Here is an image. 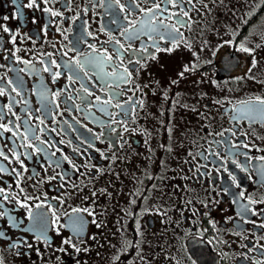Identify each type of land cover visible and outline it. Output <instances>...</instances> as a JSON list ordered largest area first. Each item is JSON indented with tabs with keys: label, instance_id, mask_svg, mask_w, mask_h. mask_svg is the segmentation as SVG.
<instances>
[{
	"label": "flooded vegetation",
	"instance_id": "af4514ba",
	"mask_svg": "<svg viewBox=\"0 0 264 264\" xmlns=\"http://www.w3.org/2000/svg\"><path fill=\"white\" fill-rule=\"evenodd\" d=\"M224 2L0 0L3 264H264V0L213 43Z\"/></svg>",
	"mask_w": 264,
	"mask_h": 264
},
{
	"label": "snow or ice",
	"instance_id": "6c2138e0",
	"mask_svg": "<svg viewBox=\"0 0 264 264\" xmlns=\"http://www.w3.org/2000/svg\"><path fill=\"white\" fill-rule=\"evenodd\" d=\"M35 2V0H33V3ZM115 2L118 4L119 3V0H115ZM13 3H15V0H13ZM161 3H172L173 4V6H175V4H176V0H161ZM29 6H31V4L29 5ZM121 10H124V6L123 5H121ZM157 11H162V9H160V4H155L154 5V7L153 8H149V9H147L146 10V12L148 13V14H151V15H149L148 16V19H147V23L149 24V27H150V29L152 30V31H155L156 30V23H154L153 21H154V17H155V13L157 12ZM55 14V13H54ZM5 18H7V17H5ZM159 23H162V21H160ZM4 31H8V29L5 27L4 28ZM178 31V30H177ZM176 37H172V39H175ZM13 39H15V37H13ZM242 50H244V51H248V49H246V48H242ZM151 55V54H150ZM89 59V61H91L93 58L92 57H89L88 58ZM47 70V69H46ZM186 71H187V68L185 69ZM125 72H127V69H125ZM115 74V73H114ZM182 75V74H181ZM121 79H124V76H123V74H121ZM85 90H87V89H85ZM0 94H2V90H0ZM98 101L100 100V97H97L96 98ZM260 103L261 104H264V100H261L260 101ZM117 107H121L120 105H117ZM101 111H104V109L103 108H101L100 109ZM0 127H3V125H0ZM10 129H8V128H5V131H9ZM2 155H4L2 152H0V156H2ZM5 159H7V157L5 156L4 157ZM3 169H0V171H2ZM3 191V189H0V192H2ZM30 215H31V213H30ZM9 221H10V223H12L13 224V226H16L15 225V222L13 221V219L11 218V217H9ZM29 231H32L33 229H28ZM0 236H3V233H0ZM37 239H44V240H46L47 239V237H46V235L44 234V231L43 230H41V232H40V234L37 236ZM15 246V245H14ZM0 264H3V261L2 260H0Z\"/></svg>",
	"mask_w": 264,
	"mask_h": 264
},
{
	"label": "rangeland",
	"instance_id": "374dc122",
	"mask_svg": "<svg viewBox=\"0 0 264 264\" xmlns=\"http://www.w3.org/2000/svg\"><path fill=\"white\" fill-rule=\"evenodd\" d=\"M237 1L239 0H225V6L220 10V13L218 15V18L216 19V23L213 25L211 29L206 30V36L210 37V41L213 43L216 42V39L221 37V29L226 27V16L230 10L229 6L232 5H239Z\"/></svg>",
	"mask_w": 264,
	"mask_h": 264
}]
</instances>
